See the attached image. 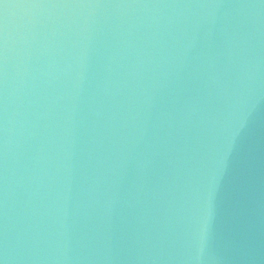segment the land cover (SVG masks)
Segmentation results:
<instances>
[{
    "label": "water",
    "instance_id": "1",
    "mask_svg": "<svg viewBox=\"0 0 264 264\" xmlns=\"http://www.w3.org/2000/svg\"><path fill=\"white\" fill-rule=\"evenodd\" d=\"M0 264H264V0H0Z\"/></svg>",
    "mask_w": 264,
    "mask_h": 264
}]
</instances>
